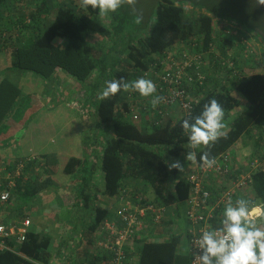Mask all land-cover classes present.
Masks as SVG:
<instances>
[{
    "label": "trees",
    "instance_id": "16d2710c",
    "mask_svg": "<svg viewBox=\"0 0 264 264\" xmlns=\"http://www.w3.org/2000/svg\"><path fill=\"white\" fill-rule=\"evenodd\" d=\"M54 7L56 11L52 14ZM119 18L116 12L101 16L98 9L90 6L83 9L80 0H70V3L67 0H0V56L11 57L10 67L30 71L45 79L63 70L79 82L84 83L95 75L97 82L103 84V81L120 77L127 82L140 78L156 56L182 41L197 40L201 51L209 50L211 44L218 45L207 55L211 59L207 69L208 81L196 87L195 93L200 99L190 115L175 118V122L169 120L163 125H142L126 118L119 109V104L125 103L127 90L103 100H94L95 127L105 135L102 150L93 158L69 156L63 166L65 173L83 176L77 198L85 201V205L93 199L94 194L88 192V188L98 166L104 174L103 193L112 196L113 200H117L130 178L136 179L137 184L140 181L144 184L142 189L137 185L143 194L144 187L149 185L155 191V198L148 199L157 205H165L167 210L156 228L158 239L152 240L146 235L136 237L138 264H190L188 250H181L183 228L188 240L185 211L190 185L186 174L181 177V170L169 165L178 160L185 167L186 153L190 151H196L195 163L201 164L202 151H207L212 158L231 150L240 139L250 140L256 146L264 142V65L259 67L261 62L264 63V4L258 0H158L156 20L150 32L142 39H136L134 33L129 32V39H125L122 47L118 45L119 41H112L109 37L114 28L122 26ZM229 27L238 28L241 35L227 33ZM94 33L104 40H111L112 50L125 51L123 60L114 63L118 66L115 71L107 72L101 64L106 63L108 50H103V43L94 42L90 36ZM248 42L263 44L258 64L252 49L247 47ZM227 59L234 66L230 67ZM251 66L256 69L248 73L246 69H253ZM234 69L239 75H233ZM225 71L226 76L223 75ZM22 93L17 82L6 76L0 79V129L5 120L13 116L23 98ZM89 95L96 97L94 91ZM210 97L218 99L224 106V131L227 134L207 148L194 150L188 146L187 133L180 122L199 114L203 103ZM87 138L85 134V146L90 144ZM260 156L257 152L252 155ZM21 159L7 162L8 166L14 167V163ZM179 174L180 178L176 179ZM23 183L24 186L20 183L16 187L14 195L26 201L36 193V183L31 180ZM238 198L253 203L264 202V169L253 171L252 185L239 190L233 203ZM12 200L3 203L4 212L14 214ZM95 212L93 229L111 216V211L105 207H97ZM24 213L22 211L19 216ZM115 215L116 212L113 217ZM15 242L14 239L8 241L12 246ZM49 245L50 237L30 231L24 242L15 245L17 252L0 250V264H48ZM100 258L106 264L105 258Z\"/></svg>",
    "mask_w": 264,
    "mask_h": 264
},
{
    "label": "built area",
    "instance_id": "2783aa9c",
    "mask_svg": "<svg viewBox=\"0 0 264 264\" xmlns=\"http://www.w3.org/2000/svg\"><path fill=\"white\" fill-rule=\"evenodd\" d=\"M230 31L229 27L226 32ZM246 44L251 47L252 42ZM198 45L197 40L182 41L156 56L140 77L155 83L157 91L154 95L159 96L160 100L153 106L152 96L144 97L138 91L127 90L125 103L119 104L126 118L139 124L146 117L149 125H163L169 120L175 122L176 117L179 119L192 113L200 99L195 89L208 81L207 69L211 59L207 55L218 46L211 44L209 50L201 51ZM228 63L230 67L234 66L232 61ZM223 74L226 76V71ZM233 75H239L237 69H234ZM78 103L75 106L80 110L81 102ZM244 155L245 159L240 163L235 159L234 152L227 150L212 157L216 163L211 168L204 163L192 162L193 166L186 172L185 178L190 185L185 211L190 264H199V249L194 246L193 234L198 235L201 229L219 226L217 221L221 217L222 207L233 202L239 190L252 185L254 170L264 169L260 158L252 157L251 152ZM36 159L38 157L35 155L24 157L14 163V167L0 161V250L17 252L15 245L24 242L31 231L33 221L29 215L6 213L1 206L13 198L14 190L21 181L29 179L26 168ZM135 180L127 181L128 184L121 189L116 215L106 218L99 225L97 245L106 264H138L136 237L146 235L152 240L160 237L156 228L166 216L167 207L149 200ZM261 226L264 227V223ZM12 239L16 241L14 246L8 243Z\"/></svg>",
    "mask_w": 264,
    "mask_h": 264
},
{
    "label": "crops",
    "instance_id": "0c3cea01",
    "mask_svg": "<svg viewBox=\"0 0 264 264\" xmlns=\"http://www.w3.org/2000/svg\"><path fill=\"white\" fill-rule=\"evenodd\" d=\"M67 1L70 3V0ZM105 19L108 22L110 21L109 18ZM93 40L95 42V38ZM59 42H62V40H59ZM260 45L262 46L263 44L260 43ZM59 71L61 70H58V72H56L52 76V80L55 81L59 88L60 86H63V81L64 83H70L73 81L72 79H70V77H68L69 75ZM21 73H23V71H21ZM27 73L28 72H26V74ZM64 74L67 76H65ZM28 77L30 80L41 79V77L38 75H35V78L28 74ZM95 78L96 77L94 75L93 84L97 83V80ZM89 80H91V78ZM87 84L90 85V82L87 81ZM87 84L85 88L88 87ZM94 100L95 99L89 95L87 99L85 98L84 103H80V110L75 106V104L79 102L77 100V97H72L67 101V108L64 109L71 111L72 114V117L66 119L67 124H70V130H68V132H71L74 135L72 131V124L74 123L75 125L73 129L75 130L74 136L76 137H74V140H72L71 144L66 149L65 156L62 158L57 156L54 150L50 148L51 145L54 146V138H52L51 140L42 139L41 142L39 141L40 135L47 136L45 134H50L51 132H53V134H61V132H63V129L67 127H62L59 132L58 130H53L55 128L54 122L58 121L60 117L59 113L57 114L55 119L49 118L47 123L37 122L38 117H36L34 121L37 124L34 127V132L31 135H28V137L25 134L24 130L22 131L21 129V132H23L21 134H19L20 132L17 131L15 134L16 138H18L19 135H24V138L27 139L25 145L21 144L22 140L19 142L18 140H12L15 136L11 138L12 135H6L3 134L2 131L0 132V161L14 162L19 158H24L31 155H35L38 157V159H36V162H31L26 168V175L29 178L28 180L36 183V193H34L33 196L28 200L26 199V201H22L21 198H18L14 195L11 206L13 205L16 210L12 211L13 213L19 214L23 211L26 212L24 213L25 215H29L32 218L33 222L31 231L40 234V236L45 235L46 237H50V245L48 246V251L50 252L51 256L49 258L48 264H104L103 260H101L100 258H103V256L99 253V247L97 245V232L99 226L96 227V229H93L94 219L96 218L95 209L97 207L108 208L111 211V216L108 218H111L116 212L118 206L117 200H113L112 196H108L103 193L105 189V182L104 179L103 181H101L102 172L99 166V175L96 176V173L93 175L91 185L88 188V192H90L92 195L94 194V196L92 197V201L88 205H85V201H79L77 198L79 184L80 182H82L83 176L79 173L68 174L63 171L64 163L69 156H88L89 158H93L95 155H99L102 150V144L105 142L104 134H102V139H96L93 144H88V146H85L83 141V137L85 134L88 137L87 140H89L90 136H88V131L90 129V126L92 125V127H95L96 125L95 122L91 123V125L88 124V121L91 120H87L90 116L94 119ZM72 108L76 109V112H78V114L80 115L76 114L74 110L72 111ZM65 115L69 116V113L65 112L64 116ZM139 124L146 125V117H144ZM45 129H47L46 132H44ZM11 140L13 141V143H11ZM16 144H18V146L15 147ZM45 148H49V151L46 153L44 151ZM231 150L234 152V154H236V159L243 161L245 159L244 154L251 152V155H253L257 152L261 155L258 158H260L264 163L263 141L260 143V146H256L250 140L240 139L232 147ZM39 153L41 154V157L38 156ZM193 164L194 163L192 162L186 161V166L182 169L183 173L181 171V177L186 174L187 170L190 169ZM56 178L58 179L59 183L65 186L64 188L58 186V184L56 183ZM179 178L180 174L176 177V179ZM130 181H134V178H130ZM130 181L128 180V182ZM135 181L136 183L138 182L137 180ZM213 181L216 182L215 179ZM138 184L137 185L142 189V186H144V184L141 181ZM20 185L24 186L23 181ZM50 189L54 190V192L56 193L54 195V198H58L60 202L57 206L43 203L42 206H45L43 209H40L36 205V203H34V201L41 195L43 196V194H48ZM24 190L25 188H23V191ZM143 191L145 192L144 195L147 198H155V191L151 187H149V185L145 186ZM27 206H30V208L25 209V207ZM96 257L99 258L97 259ZM136 262H138L137 258Z\"/></svg>",
    "mask_w": 264,
    "mask_h": 264
},
{
    "label": "rangeland",
    "instance_id": "374dc122",
    "mask_svg": "<svg viewBox=\"0 0 264 264\" xmlns=\"http://www.w3.org/2000/svg\"><path fill=\"white\" fill-rule=\"evenodd\" d=\"M157 4H158V0H134L132 4H128L127 2H125L121 6V8L118 9L116 12L120 17L119 19H121L122 21V26L113 29V32L109 36L110 39L112 41H119L118 45L122 47V44L124 45L125 41L129 39V36H130L129 32H133L136 39H142L143 37H145L150 32L151 28L153 27L155 23ZM184 5L188 9H191L189 5L187 4H184ZM55 11H56V8L54 7L52 9V14H54ZM230 33L236 36L241 35L238 28L231 29ZM90 36L92 39L95 38V43H98V42L103 43L101 45L103 47V50L105 49V50H108L109 52V53L107 52V55L109 57L106 59V63L105 62L101 63L103 67L106 68L107 72H110L112 70L115 71V69H117L118 66H116V64L114 63H117V61L119 63V60L120 61L123 60V55L126 54L124 51L125 49L123 50L124 52L120 50L123 53H119V48L112 50L111 40L107 41V38H105L106 40H104V38L101 35L96 34V33L91 34ZM250 48L252 49L251 53L252 55H255L254 58L258 64V57L261 55L260 51L262 47L258 42L257 43L254 42L252 43ZM263 65L264 63L261 62L259 67L263 68ZM10 66H11V57H7L5 54L1 55L0 56V79L3 76H6L13 81L16 80L15 82H18L23 90V93H22L23 98L20 100V103H18V105L16 106L14 113H12L13 116L12 117L9 116L5 120V122L1 126L0 132L2 131L3 134H6V135H12L11 138H13L17 131L20 132L19 134L23 133L21 132V129H22V131L24 130L25 134L28 137V135H31L34 132V127L37 124L34 121L36 117H38L37 122L47 123L49 118L55 119V117L59 113L60 117L58 121H55L56 123L54 122L55 128L53 130L55 131L58 130L59 132V130L62 127L63 128L64 126H67V127L63 129V132H61V134H53V132H51L50 134L49 133L45 134L47 136L40 135L39 141L41 142L42 139L51 140L52 138H54V141H55L54 146L51 145L50 148L54 150L57 156L61 158L64 157L66 154V149L71 144L72 140H74V137H76L74 136L75 135V130L73 129L75 125L74 123L72 124V131L74 135L71 132H68V130H70L69 129L70 124H67L66 119L72 117V114H71V111L64 109V108H67V105H66L67 101L72 97H75V98L77 97V100L79 101V103L80 102L84 103L85 98L87 99V97L89 96L88 94L92 93V91H94L96 95L94 99L100 100L99 93L102 91L103 87L105 86L104 81H103V84L101 81H98V82L96 81L97 82L96 84H99L100 86V87L99 86L96 87L95 84H93L94 77H92L91 80H88L90 83H92L88 85L87 81L84 83L79 82L75 80L73 77L71 78L70 76H68L73 81L70 83H64L63 81L62 82L63 86H60L59 88V86L55 83V81L52 80L53 77L49 79L47 78L45 79L41 77V79L30 80L28 77V74L30 76L35 77L36 75L35 73H32L30 71H27L28 72L27 74L25 71L21 73L20 70H16L15 68H12ZM248 68L246 69L248 73L249 71L252 72L253 70L256 69V67H252L253 69L251 70H249ZM258 69H261V68H258ZM59 72H63L67 74L63 70ZM223 75L225 76V74ZM86 84L88 86L87 88H85ZM73 110L74 112H76V109L72 108V111ZM65 112H68L69 116L68 115L64 116ZM76 114H78V112H76ZM87 120H91V121H88V124L90 125L91 123L96 122L95 117L93 119L91 118V116ZM46 131L47 129H45L44 132ZM102 134H104L102 130H99L98 127H92L91 125L88 131V136H90L88 142L91 144L96 139H99V140L102 139L103 138ZM12 140H15V141L18 140V142L22 140L21 144H24V145L27 141V139L24 138V135H19L18 138H16L15 136ZM12 140H11V143H13ZM18 144H16L15 147L18 146ZM3 147H6V146H3ZM44 151L45 153L48 152L49 148H45ZM38 156L41 157V154L39 153ZM236 158L237 157L235 154V159ZM236 160L240 163H243V160H238V159ZM97 175H99V169H97L96 171V176ZM101 176H102L101 181H103L104 179L103 172ZM56 180H57L56 183L58 184V186H60L61 188L65 187L61 183H59L57 178ZM55 194L56 193L54 192V190L50 189L48 194L46 193V194H43V196L41 195L40 197L36 199L34 198L35 199L34 203H36V205L40 209L44 208L45 205L42 206L43 203H46L48 205L57 206L60 201L58 198H54ZM29 208L30 206L25 207V209H29ZM183 227H186V223L184 222H183ZM182 232H183L182 233L183 241L181 244V250L187 251L188 242L185 236L186 230L183 228Z\"/></svg>",
    "mask_w": 264,
    "mask_h": 264
},
{
    "label": "clouds",
    "instance_id": "9594fccd",
    "mask_svg": "<svg viewBox=\"0 0 264 264\" xmlns=\"http://www.w3.org/2000/svg\"><path fill=\"white\" fill-rule=\"evenodd\" d=\"M127 2L134 0H80L83 9H98L101 16L117 12ZM264 4V0H258ZM99 93L101 100L114 96L121 90H135L141 96H152L155 106L159 96H155L156 85L148 78L140 77L127 82L124 77L107 80ZM225 111L221 102L210 97L203 103L199 114L192 119H183L181 128L187 133V143L191 149L207 148L220 137L226 136L224 131ZM186 160L196 162V151L186 153ZM200 160L211 168L215 158H210L207 151H202ZM170 168L182 171L183 165L174 160ZM264 202L253 203L245 198L229 202L222 210V218L217 227L201 229L199 234H193L194 246L199 249V264H264Z\"/></svg>",
    "mask_w": 264,
    "mask_h": 264
}]
</instances>
